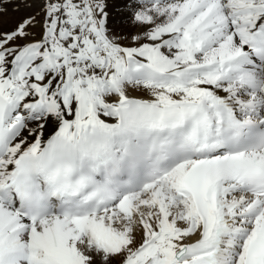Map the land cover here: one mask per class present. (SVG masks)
Listing matches in <instances>:
<instances>
[{
	"label": "snow or ice",
	"instance_id": "6c2138e0",
	"mask_svg": "<svg viewBox=\"0 0 264 264\" xmlns=\"http://www.w3.org/2000/svg\"><path fill=\"white\" fill-rule=\"evenodd\" d=\"M0 264H264V0H0Z\"/></svg>",
	"mask_w": 264,
	"mask_h": 264
}]
</instances>
